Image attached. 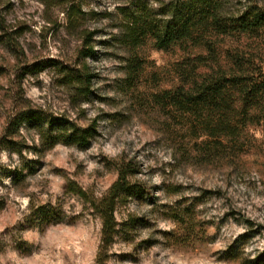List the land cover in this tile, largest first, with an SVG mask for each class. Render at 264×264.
I'll return each mask as SVG.
<instances>
[{
    "label": "clouds",
    "instance_id": "9594fccd",
    "mask_svg": "<svg viewBox=\"0 0 264 264\" xmlns=\"http://www.w3.org/2000/svg\"><path fill=\"white\" fill-rule=\"evenodd\" d=\"M73 3L84 14L82 30L96 33L91 47L98 58L84 57L76 65L81 69L86 65L96 75L90 84L96 96L72 105L57 83L62 74L52 66L24 73L22 81H17L14 74L11 82L0 79V96L9 88L13 95L19 91L32 108L57 117L67 115L81 129L94 124V132L86 148L63 141L47 145L26 120L8 136L5 119H0V264H99L102 255L103 264H227L217 253L226 251L253 229L261 235L244 244L242 250L249 260H256L264 253V156L245 157L249 167L231 177L225 170L210 171L193 164L177 166L175 147L158 139L159 133H152L145 121L131 113L130 101L118 87L126 77L121 70L126 67L125 53L98 43L112 42L122 35L120 9L127 0H69L64 5H50L49 0H3L0 24L8 33L26 26L16 40L29 60L36 53L63 59L68 49L60 37L69 23L68 10ZM148 6L161 7L156 0H149ZM54 25L59 26L58 33L50 31ZM2 35L4 31H0ZM82 44L81 39L74 38L71 47ZM30 45L35 47L30 49ZM153 55L161 63L159 54ZM0 57V64L5 66L22 60L3 46ZM118 114L131 119L117 122ZM43 126L48 129L47 121ZM49 134L56 136L57 131ZM9 140L22 146L16 150L8 146ZM252 143L264 146V132H256ZM254 160L261 163L251 164ZM129 161H134L139 171L127 176L128 183L143 186L146 193L143 201L134 193L121 194L119 199H126V203L113 214L115 230L120 232L121 225L133 217L147 220L150 226H138L130 234L131 240L113 235V242L105 246L104 218L68 186L74 182L99 204L111 196L120 168ZM167 186L182 190L168 193ZM205 190L223 192L195 204L196 211L203 213L197 219L211 222L206 231L212 241L206 246L171 242V234L182 235L183 230L165 214L168 207H175L185 197L192 203ZM233 209L240 215L231 214ZM148 240L153 241L150 246L138 247ZM122 254L131 258H122Z\"/></svg>",
    "mask_w": 264,
    "mask_h": 264
},
{
    "label": "trees",
    "instance_id": "16d2710c",
    "mask_svg": "<svg viewBox=\"0 0 264 264\" xmlns=\"http://www.w3.org/2000/svg\"><path fill=\"white\" fill-rule=\"evenodd\" d=\"M163 6L164 22L131 17L126 35L129 45L137 51L143 41L150 39L157 50H180L182 57L174 65L178 84L157 98L159 104L171 109L175 124L182 123V129L175 131L174 137L185 134L181 137L202 139L199 153L194 157L201 164L236 165L249 153L247 149L253 147L250 129L264 125V71L263 66L256 67V56L243 49L226 50L222 58L220 48L228 37L254 38L263 34L264 6L250 2L236 16L228 15L220 0H167ZM68 16L71 27L81 28L85 23L84 14L74 3ZM81 35V57L94 56L96 52L91 47L94 33L82 30ZM73 75L78 90L87 96L94 77L85 67ZM22 120L29 124L39 122L36 114L19 112L5 130L8 136L15 133ZM67 124L59 129L56 137L65 143L86 146L90 131H78L74 124ZM182 146L183 150L188 148V145ZM127 176L128 171L121 172L111 196L99 204L93 203V209L105 221V246L113 242L112 237L117 233L113 214L119 196L130 191ZM79 195L85 196L82 190ZM185 219L189 236L201 237L196 217L191 215ZM241 262L264 264V254L254 261Z\"/></svg>",
    "mask_w": 264,
    "mask_h": 264
},
{
    "label": "rangeland",
    "instance_id": "374dc122",
    "mask_svg": "<svg viewBox=\"0 0 264 264\" xmlns=\"http://www.w3.org/2000/svg\"><path fill=\"white\" fill-rule=\"evenodd\" d=\"M166 1L167 0H156V2L161 5V7L158 9H152L148 6L149 0H127L125 7L120 9L123 15V20L120 21L119 24V26L123 29L122 35L119 37H114L112 42L102 41L98 43L115 46L118 48V50L125 53L123 59L126 61V67L121 70L126 73V77L118 83V87L124 94V96L128 99V101H130L129 109L131 113L145 121L152 133H159L160 136L158 137V139L175 147L176 153L178 154L177 166H181L184 164H193L199 168L210 171L225 170L226 175L231 177L234 173H239L249 167L250 162L247 161L245 157L253 154L264 156V146H257L253 144V147L251 149H247L250 150L249 153L243 155V159L240 162H237L236 165L215 166L197 162L194 157L197 153H199L198 149L200 147V142L202 141V139H200L199 137H181L185 134L178 135L179 137H174L176 133L175 131L180 128L182 129V123L177 122V124H175L172 118L171 109H167L165 106L157 102L158 96L168 91L174 84H178V77L174 71V65L180 60V58L182 57V53L178 48L171 51H163L159 49L157 50V48L153 46V42L150 39L143 41L142 45L138 49H136L137 51H133V48H131L126 38L128 30L127 23L131 21V17L133 16L137 18L147 17L148 20H158L164 22L166 17L163 12V3ZM220 1L225 4V10L228 15L234 16L243 11L245 6L250 2L255 5L258 4L259 6H264V0ZM68 2L69 0H49L50 5H64ZM0 3H3V0H0ZM25 30L26 26H21L15 32L8 33L4 30L3 25L0 24V31H4V35L0 36V46L6 48V50L11 55L16 56L17 58H22V60L18 61L16 65L5 66L0 64V79L6 78L9 82H11V77L14 74L17 81H22L24 73H36L37 71L45 67L52 66L57 70L58 73L62 74L57 83L65 90V94L68 96V99L72 105L77 104L80 99H87L89 97L96 96V93L92 92L91 90L87 96H84L81 91L78 90L77 85L74 83L75 80L73 79V73L81 70V68L76 67V65L80 64L83 58L80 55L81 46L73 49L71 47V44L74 38L81 39L83 41L81 35L82 27L75 28L73 26L71 27L69 24L67 25L64 35L60 37L65 47L68 49V51L65 52L63 59H51L42 56L40 53H36L33 58L29 60L28 56L25 55L24 51L20 48V45L16 40V36L21 35ZM50 31H55L58 33L59 26L54 25V29ZM95 34L96 33H94V35ZM29 47L30 49H32L35 46L30 45ZM239 48L243 49L244 52L250 55L252 54V57L256 56V67L261 65L263 66L264 71V33L254 38L248 36H235L226 38L224 42L222 41V45L220 48L222 58L225 57L224 52L226 50H236ZM153 53L159 54L161 63H157L156 57H154ZM91 57L93 59L98 58V53H95V55ZM30 67L32 69L28 70V68ZM83 67L88 69L86 65ZM90 73L94 77L92 80L97 78L95 74H93L92 72ZM0 91H3V85H0ZM9 103L10 107H5ZM0 109H2V111H0V119H5V123L7 126L9 125L10 120L19 112L30 111L36 114L38 121L40 122L41 120V122H32V124L28 123V125L30 128H35V130L41 135L42 139L45 140L47 145H51L56 141H63L60 137L51 136L49 133L53 129L58 132L61 127H65L66 125H68L67 123L74 124L78 131H90L91 134H93L94 132V124L88 129H81L75 123L70 121L67 115L57 117L51 113H44L40 109L32 108L26 101H24L19 91H17L13 95L11 88H9L3 96H0ZM116 119L117 122H121L131 119V116L118 114ZM45 121H47L49 125L48 129H45L43 126ZM250 132L253 136L256 132H264V125L261 127H253L250 129ZM182 145H188V148H186V150H183ZM8 146L19 150L22 145L9 140ZM88 146L89 143L86 146L79 147L86 148ZM259 163H261V161L259 160L251 161V164ZM108 166L112 167L113 165L109 164ZM123 171H128V176L135 175L138 174L139 168L134 161H129L126 165L120 168V173ZM68 187L70 191L77 193H79L81 190L74 182H70ZM130 187V191L124 193H134L137 199L143 201L146 189L140 185H130ZM181 190L182 189L179 187L167 186L168 193H178ZM84 194L85 196H82V198L85 201H89L91 204V208L93 209V203H96V201L92 200L88 193L84 192ZM212 195L221 196L223 195V192L220 190H205L202 193L201 197L193 198L192 203H189V199L185 197L181 201H177L175 207H168L165 214L177 221L178 226L183 230L182 235H176L175 233L171 234V242H174L177 245L184 246H206L212 241L213 237L208 236L206 231V225L211 222L198 220L197 217L199 215H202L203 213H198L195 207L196 203L206 202V199L210 198ZM120 197L121 195L119 196V198ZM119 198L115 213H119L121 211L122 205L126 203V199ZM148 202L151 203L152 201L149 200ZM182 204L187 206L181 207ZM231 214L240 215V213L236 212L235 209L232 210ZM191 215H193L197 219L196 222L198 229L202 231L201 237H194L192 235L189 236L186 230L187 227L186 225H184V221L186 220L185 218ZM241 218H243V216H241ZM179 221L183 222L180 224ZM246 222L249 223L250 227H252L251 222ZM138 226H150V222L143 218H130L128 221L124 222L121 225V231L117 232L115 235H121V238L124 240H131L132 236L130 234L134 232ZM257 235H261V232L257 229L249 231L245 236H241L235 243L230 245L226 251L217 253L218 257L227 261V264H242L241 261L249 260L243 254V245L248 243ZM262 238H264V236H262ZM152 243V240H148L146 242H143L142 245L138 247H143L145 245L150 246ZM21 247L23 248L24 246L21 245ZM262 254L264 253H260V255ZM104 258V255L100 257L99 264H103ZM122 258L131 257L130 254H122Z\"/></svg>",
    "mask_w": 264,
    "mask_h": 264
}]
</instances>
